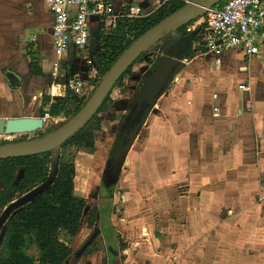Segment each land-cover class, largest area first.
Returning a JSON list of instances; mask_svg holds the SVG:
<instances>
[{
    "label": "crops",
    "instance_id": "obj_1",
    "mask_svg": "<svg viewBox=\"0 0 264 264\" xmlns=\"http://www.w3.org/2000/svg\"><path fill=\"white\" fill-rule=\"evenodd\" d=\"M167 1L112 4L117 13L141 7L148 17ZM220 4L215 7L225 5ZM205 15L188 29L198 38L177 36L145 51L148 58L163 51L185 68L152 109L128 155L124 204L111 206L117 248L103 236L109 258L113 253L119 264H264V46L252 58L237 50L209 53ZM53 24L45 0H0V118L45 115L43 97H52L57 80L88 78L85 66L76 68L71 59L75 53L87 64L74 46L61 57L55 54ZM91 29L90 53L96 54L94 34L98 40L103 31L98 18H91ZM43 32L57 58L53 71L40 51ZM212 57L207 78L194 65ZM32 64L41 76L32 73ZM82 254L68 264L94 255H100L94 264H112L102 253Z\"/></svg>",
    "mask_w": 264,
    "mask_h": 264
},
{
    "label": "trees",
    "instance_id": "obj_2",
    "mask_svg": "<svg viewBox=\"0 0 264 264\" xmlns=\"http://www.w3.org/2000/svg\"><path fill=\"white\" fill-rule=\"evenodd\" d=\"M197 1L169 0L148 17L121 18L115 30H111L108 34L101 31L98 39L100 78L96 81L97 87L137 40L171 15L187 7L188 2ZM225 2L226 0L220 5H224ZM198 20V18L193 19L175 30L166 32L149 49H155L177 36L198 38L197 34L188 32L189 27ZM144 54L145 52L142 56ZM142 60L152 65L153 60L150 58L143 57ZM134 64L125 72L115 88L121 85L126 78L132 79L136 76L132 73ZM31 71L34 75H42L36 64H32ZM111 95L112 92L105 98L91 119L63 144L62 149L74 146L95 152L96 134L108 133L112 125L120 120L115 116V112H118V102L113 101ZM90 99L75 95L64 80H57L53 87L52 97H43V105L49 107L44 113L60 122L59 125L51 127L52 132L57 133L66 127L83 111ZM107 114H111L112 117L107 119ZM47 134H39L35 138L24 136L12 141H4L0 143V148L41 143L47 139ZM54 153L55 151H50L0 159V182L2 183L0 212L5 216L9 206L31 195L24 205L16 208L6 218L5 239L0 244V264H68L74 255L71 244L81 230L83 218L90 217V226L94 227L102 217L100 209L94 208L88 211V200L77 194V170L73 163H65L58 158L57 170L52 178L51 165ZM114 187H108L104 182L103 197L111 199ZM110 231L116 235L113 228ZM105 238L109 239L108 234ZM114 245L117 248V244ZM32 250L37 251L38 256L31 255ZM91 254L89 251H84L82 256Z\"/></svg>",
    "mask_w": 264,
    "mask_h": 264
},
{
    "label": "water",
    "instance_id": "obj_3",
    "mask_svg": "<svg viewBox=\"0 0 264 264\" xmlns=\"http://www.w3.org/2000/svg\"><path fill=\"white\" fill-rule=\"evenodd\" d=\"M223 1L224 0H198L156 25L123 54L111 71L103 78L100 86L97 87L83 111L66 127L54 133V135H51L50 138L41 143L23 147L0 148V159L36 155L50 151L58 152L63 144L74 136L78 130L91 119L125 72L129 70L136 60L159 40L163 34L179 28L184 23L203 16L207 10ZM153 57L154 52H151L149 55V58L153 60L151 69L145 75L137 79L140 82V87L132 100L129 98L124 100V102H128V109L125 116L119 122L115 140L103 175V182H106L108 187L116 186L119 183L132 146L145 127L152 109L185 68V63L182 60L164 55L163 51H160L155 58ZM43 116L42 118H0V137L36 133L45 128ZM56 170L57 161L52 178L55 176ZM30 198L31 195L9 206L5 218L11 215L16 208L24 205ZM87 210H90V206H88ZM2 222L3 220H1V223ZM4 239L5 229L1 232L0 244L3 243Z\"/></svg>",
    "mask_w": 264,
    "mask_h": 264
},
{
    "label": "built area",
    "instance_id": "obj_4",
    "mask_svg": "<svg viewBox=\"0 0 264 264\" xmlns=\"http://www.w3.org/2000/svg\"><path fill=\"white\" fill-rule=\"evenodd\" d=\"M45 1L54 16L51 37L55 54L61 57L71 46H74L86 59L88 78L75 79L67 84L75 95L88 98L95 90L96 81L100 78L99 52L90 53L91 18H98L103 31L108 34L117 28L121 18H141L144 16V11L141 7L132 6L117 13L112 0ZM204 23L207 33L209 32L205 41V48L209 53L221 56L228 51L237 50L249 58L261 54L264 46V0H227L223 7L207 10ZM156 56L154 53L153 58ZM240 88L247 90L246 85ZM215 112L218 113L219 109L215 108ZM43 120L44 125L48 127L60 124L49 114H45Z\"/></svg>",
    "mask_w": 264,
    "mask_h": 264
},
{
    "label": "rangeland",
    "instance_id": "obj_5",
    "mask_svg": "<svg viewBox=\"0 0 264 264\" xmlns=\"http://www.w3.org/2000/svg\"><path fill=\"white\" fill-rule=\"evenodd\" d=\"M96 37H97L96 34H94V39L92 43L93 51H96L98 49V40L96 39ZM28 39L31 40V36H28ZM39 45H40V51L42 53L43 58L47 59L49 67L53 71L55 69V62L57 61V58L53 53V46H52L51 38L45 32H43L42 35L40 33ZM146 55H147V52L133 66L132 73L136 74V76L133 77L132 79L126 78L121 83V85H118L112 92L111 99L118 102V106H117L118 112H115V116L117 118L121 119L126 114L128 106L127 105L123 106V102L125 99L130 98L131 96L130 88L136 86L137 81H138L137 79L145 75L151 69V65L147 61L142 60L143 57H146ZM213 58L214 57H212V59L209 62L206 61L205 63L202 61H197L196 64L194 65L195 69H197V71L200 72L201 74H206V77L208 78V74L211 73V71L210 73H208V70H211L214 67L213 62H215V60ZM71 59L72 61H74V65L76 68L82 69L85 66L86 68L85 71H87V68H88L87 64L86 65L84 64V62L80 59L79 55L72 53ZM233 69L235 70L236 68L233 66ZM52 71L49 70V74H52ZM83 74H86V73H83ZM48 109L49 108H47V110ZM42 116L43 115H38L36 116V118H42ZM106 117L110 119L112 115L108 114L106 115ZM119 122L120 120L114 124L115 129L113 130V132L110 131L109 133L105 135L99 134V136L97 137L98 142L96 143L95 152H92L86 149H78L74 146H71L65 149L61 148L58 152H55L53 156V162L51 165L52 175L54 173L55 164L58 158L61 159L62 162L73 163L75 165L76 170H77L76 191L80 197H83L88 200L90 210H93V208L100 209V208H103V206H107V205L110 206V204L112 208H114V205H115L118 210L124 204L125 189H123V184L126 183V180H127V173H128L127 167L124 168L122 177L119 183L114 188L113 197L109 201L102 200L103 202L100 201V203L94 200L96 191L103 183L104 171L106 169V165H107V162L110 156V151H111V148L115 140ZM52 131L53 130L50 127L45 126L44 129L37 131L36 133H31L27 135L0 137V143L4 141H12L14 139L23 138L24 136H27L28 138H35L39 134H46V133H48L46 136V138L48 139L50 138L51 134L54 135V132ZM112 212L110 213L113 216ZM115 218L116 217H114L113 221L111 219V220H107L104 222L100 219L97 227L96 225L94 227H91L90 217H85L82 221V228L80 230V233L72 241V244H71V248L73 249V252H74L73 258L76 256L75 255L76 253L82 250V248L85 246L87 242L93 241V245L87 251L91 252L92 254L102 253L104 256L105 262L106 263L110 262L109 255L107 253L108 248L105 243V238L103 237L104 235L101 234L100 232V227L103 225V227L106 226L107 228H110V229L113 228ZM0 220H3V222L0 224V234H1V231L3 230L4 224H5V217L3 216L1 212H0ZM30 254L34 256H38L37 251L35 250H32ZM99 257L98 255L97 257L94 255L91 259L84 261L83 264H94V262L96 261V258H99Z\"/></svg>",
    "mask_w": 264,
    "mask_h": 264
},
{
    "label": "flooded vegetation",
    "instance_id": "obj_6",
    "mask_svg": "<svg viewBox=\"0 0 264 264\" xmlns=\"http://www.w3.org/2000/svg\"><path fill=\"white\" fill-rule=\"evenodd\" d=\"M140 87V82L137 81V85L134 86V87H131L130 88V93H131V96H130V100H132V98L134 97L135 93L137 92L138 88ZM128 104V102H123V106H126ZM124 117V116H123ZM122 120V118L120 119V121ZM116 187V186H115ZM114 187V188H115ZM103 189H104V182L102 183V185L98 188V190L96 191V194L94 196V200L98 203H100V201H109L110 199L108 198H105L103 197ZM102 201V202H103ZM94 209V208H93ZM99 209V208H98ZM100 211H101V214H102V217H101V220L104 222V221H107V220H111L112 219V215L110 212H112L113 210L111 209V204L110 206H103V208H100ZM116 211V210H115ZM114 213V211L112 212V214ZM4 230V229H3ZM2 232V231H1ZM100 232L101 234L105 235L108 234L109 236V242L111 241L112 243H114V240H115V235L110 231V228H107L106 226L103 227V225L100 227ZM91 244H92V241L91 242H88L87 244H85V246L82 248L81 251H87L89 248H91ZM112 246V245H110ZM114 255L112 253V256L110 257V260L112 262V264H119L118 261L116 260V258H113Z\"/></svg>",
    "mask_w": 264,
    "mask_h": 264
}]
</instances>
